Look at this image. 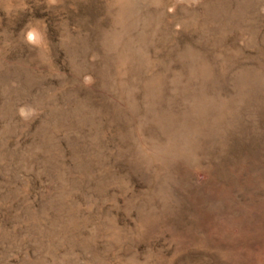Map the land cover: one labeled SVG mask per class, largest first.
I'll list each match as a JSON object with an SVG mask.
<instances>
[{
	"label": "rangeland",
	"instance_id": "rangeland-1",
	"mask_svg": "<svg viewBox=\"0 0 264 264\" xmlns=\"http://www.w3.org/2000/svg\"><path fill=\"white\" fill-rule=\"evenodd\" d=\"M0 264H264V0H0Z\"/></svg>",
	"mask_w": 264,
	"mask_h": 264
}]
</instances>
